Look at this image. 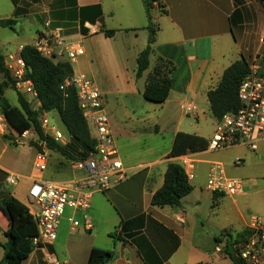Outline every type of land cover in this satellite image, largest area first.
Here are the masks:
<instances>
[{
    "label": "crops",
    "instance_id": "1",
    "mask_svg": "<svg viewBox=\"0 0 264 264\" xmlns=\"http://www.w3.org/2000/svg\"><path fill=\"white\" fill-rule=\"evenodd\" d=\"M160 3V9L151 7L162 17L149 68L136 79V59L145 48L148 37L142 0H18V7L25 9L26 13L17 17V23L26 19L31 22L35 29L32 41L41 32L50 33L60 28L65 40L82 45L84 54L70 62L72 71L85 73L95 83L103 96L123 166L127 173L139 172L106 191H91L90 207L85 212L92 223L89 231L71 232L67 218L72 216L81 221L84 214L66 209L60 218L54 242L33 250L22 264H46L47 252L53 253L61 264H86L94 247L113 253L107 264H233L225 248L220 253L214 250L220 243L225 242L227 246L231 237L233 241V237L246 229L251 221L247 220V208H240L237 202L249 196L246 190L252 182L256 183L255 180L238 178L243 180L245 191L237 196L208 191L213 205L225 200L234 204L232 212H235V219L230 220L228 215H224L220 224H216L207 216L206 227L200 222L202 203L199 196L203 191L190 199L194 192L191 191L181 199L180 206L157 207L152 206L150 200L162 186L168 164H180L181 156H167L175 134L185 132L208 140L216 129L215 126L208 135L197 132V128L193 132L183 129L184 118L188 116L183 110L184 105L191 103L195 107V120H199V116L204 118L210 113L207 93L217 86L224 70L241 57L248 63L260 60L264 50V0H160ZM95 7L100 10L97 18ZM81 9L87 10L81 13ZM13 11L14 6L10 9L9 18ZM80 22L87 30L85 34L81 32ZM89 26L95 29L90 30ZM101 28L114 30L115 34L106 37L100 32ZM31 42H22L16 48ZM156 57L167 59L174 66L170 92L162 103L150 102L142 96ZM261 73H264V68H261ZM7 89L16 93L13 88ZM10 133L13 136L11 140L0 134V200L12 196L28 206L27 199L23 202L15 195L13 188L17 184L6 183L9 173L16 175L17 181L20 176L24 177L28 181L27 191L38 178L62 183L81 176L72 168L73 160L38 141L35 144L40 150L30 145L34 150L31 169L21 174L19 156L11 152L9 146L23 147L24 144L16 146V133L12 128ZM64 135H68L67 131ZM164 136L167 140L162 148L161 145H139L140 140L154 141ZM236 147L253 153L254 156L250 157L253 160L264 159V141L258 142L256 151H249L244 146L213 151ZM37 151L48 156L47 168L42 173L33 167ZM208 152L212 151L186 155L190 158L193 173V178L188 179L191 186L199 172L205 170L208 174L212 162L220 163L226 172L222 161L203 158ZM244 158H236L232 165L238 168ZM67 162H70V168ZM2 220L0 234L4 244L8 222L5 217ZM206 228L218 230L219 236L215 237ZM1 245L0 242V260L3 256Z\"/></svg>",
    "mask_w": 264,
    "mask_h": 264
},
{
    "label": "built area",
    "instance_id": "2",
    "mask_svg": "<svg viewBox=\"0 0 264 264\" xmlns=\"http://www.w3.org/2000/svg\"><path fill=\"white\" fill-rule=\"evenodd\" d=\"M151 7L160 9L157 2H152ZM89 29L95 28L89 26ZM29 45L42 57L54 62H75L84 54L82 45L65 40L60 28H55L50 33H39ZM23 46L19 45L3 55L5 69L13 83V89L28 102L31 111L38 114L39 125L44 135L53 142L65 146L69 143L70 136L64 135L51 125L49 112L42 109L33 83L27 77L26 64L21 56ZM260 71L259 59L249 63V71L238 88L239 108L235 112L225 114L217 122L213 135L208 139L207 150L244 146L249 151H256L258 142L264 141V77H261ZM68 86H72L76 91L78 107L88 124L94 149L85 158L72 161V168L80 173V177L62 183L42 178L32 182L27 191L29 202L27 208L37 226V236L32 240L34 248L54 242L65 209L84 214L81 221L72 216L67 218L71 232L89 231L92 223L85 212L90 207L91 191H106L112 185L123 181L127 175L115 145L103 96L95 83L85 73H73L60 88ZM183 110L187 115L196 118L195 107L191 103L185 104ZM4 122L5 119L0 117V134L5 135L7 126ZM28 135L36 136V133L30 129L16 135L14 144L22 146L24 144L22 140ZM186 155L180 157L179 165L187 179H192L191 161ZM47 164L46 153L37 151L33 161L34 169L42 173L46 170ZM6 183L16 185L17 176L9 173ZM206 189L211 193L237 196L245 191V185L242 179L229 177L220 163L212 162L207 174ZM246 230L245 237L232 244L234 254L242 264H264V217L252 219ZM224 248L225 242L218 244L214 251L220 253ZM45 261L46 264H61L51 252L45 254Z\"/></svg>",
    "mask_w": 264,
    "mask_h": 264
},
{
    "label": "trees",
    "instance_id": "3",
    "mask_svg": "<svg viewBox=\"0 0 264 264\" xmlns=\"http://www.w3.org/2000/svg\"><path fill=\"white\" fill-rule=\"evenodd\" d=\"M14 6L13 14L10 18L0 19L1 28L14 30L17 24V17L26 13V10L18 7V0H11ZM147 19L146 31L148 33L145 48L138 54L136 59L135 77L139 79L149 68V58L152 54V47L155 42L157 27L153 25L150 15L151 3L157 2L161 7L160 0H142ZM95 18L100 16L98 7ZM87 9H81V13ZM80 29L83 34L86 29L80 22ZM106 37H112L114 30L100 29ZM21 56L26 64L27 77L32 81L38 99L47 112L55 111L61 123L65 127L70 142L65 146L59 145L44 135L38 121V114L31 111L28 102L18 93V105H11L5 98L4 92L7 88H13V83L4 65V56L0 51V112L16 135L33 129L37 136V141L59 153L61 156L72 161L85 158L94 149V141L91 138L87 122L82 116L78 107L76 91L72 86L61 89L64 81L73 74L71 65L66 61H57L42 57L29 44L24 45ZM260 66L264 68V50L260 56ZM173 63L162 57H156L152 69L149 71L142 96L145 100L154 103L164 102L169 95L172 85ZM249 71V63L241 57L228 66L217 84L208 91L207 101L212 117L218 122L225 114L235 112L239 108L237 98L238 88L242 79ZM264 77V73H261ZM6 140H10L7 136ZM38 150L39 147L32 143ZM208 140L195 134L177 132L174 136L172 147L168 153L169 158H176L190 153H198L207 150ZM192 186L182 167L177 163H169L163 177L162 186L152 195L150 204L152 206H180L181 199L190 194ZM0 212L8 222L5 231L6 242L1 245L3 256L0 264H22L34 250L32 240L37 236V226L28 212V208L16 198L9 196L0 200ZM247 234V230L237 233L231 237L230 250L228 244L225 248L233 264H242L232 250V244L242 240ZM112 237L114 234L111 235ZM219 241V238H216ZM113 257L111 251L92 248L89 252L86 264H107Z\"/></svg>",
    "mask_w": 264,
    "mask_h": 264
},
{
    "label": "rangeland",
    "instance_id": "4",
    "mask_svg": "<svg viewBox=\"0 0 264 264\" xmlns=\"http://www.w3.org/2000/svg\"><path fill=\"white\" fill-rule=\"evenodd\" d=\"M13 4L10 2V0H0V19L9 18V12L12 8ZM32 11V9H31ZM150 15L152 18L153 25L159 28L160 18L162 17L159 15L158 11L151 10ZM35 36V29L32 26L31 22L26 19L22 21L21 23H17L14 26V30H11L9 28H1L0 27V51L2 55H5L8 52L13 51L17 44H21L22 42H31L32 38ZM33 42V41H32ZM31 42V43H32ZM2 77L0 76V80ZM5 98L9 101V103L13 106L17 105V94L13 92L11 89H7L5 91ZM1 116V112H0ZM48 117L50 120L51 125H53L56 129L60 130L63 134L66 132L65 127L61 123L58 114L55 111H51L48 113ZM184 126L183 129L189 130V132H193L192 130H195L194 128H197V132L208 135L212 132V129L216 126L217 122L212 117L210 113L203 117L199 116V120H195L192 115H188L184 118ZM3 120V119H2ZM7 126L6 134L7 137L11 140L13 139V136H11L10 130L11 126L8 124V122L5 120L4 122ZM211 138V137H210ZM36 139V140H34ZM167 140V137L164 136L163 139H160L157 137L154 141H151L149 139L140 140L139 145H152L157 146L161 145L162 148ZM24 143L23 147H14L9 146L10 151L16 153L19 156L20 165L22 167V170L20 171L21 174H26L28 170L32 167V156L34 154V150L30 145L32 143H35L37 141V136H31L28 135L25 139L22 140ZM247 155L245 158L244 155ZM251 156H254L253 153L248 152L242 147H236L231 148L223 151H212L208 152L203 156V158L207 160H215V161H222L225 164L226 168V174L230 177H237V178H244V179H253L256 183L252 182L246 191L249 192V196L242 201L237 202V206L244 209L247 208V220H252L254 218L258 217H264V160L261 159H255L253 160L250 158ZM236 158H244L243 164L240 165L238 168L234 167L232 165V161H234ZM66 165L70 168V162H67ZM134 173H139L138 171H130L127 173L126 178L121 181L118 184L112 185V187H115L126 180L130 179ZM206 181H207V174L205 170H202L198 173L197 178L195 180H192V191L193 194L189 196L190 199L193 197H196L199 195V191H203L202 195L199 196L201 203H202V221L201 223L204 224V226H207V216L210 217V220L214 221L216 224H220L222 217L224 215H228L231 219H235V212H232L235 209V206L232 202H229L225 200L224 203L220 202L218 204L213 205L212 200L210 199L208 190L205 189L206 187ZM17 185L14 186L13 190L15 191V195L22 200L23 202H26V191L28 187V181L20 176V178L17 181ZM254 184V185H253ZM111 187V188H112ZM27 203H29L27 201ZM66 210V209H65ZM213 212V216H211V213ZM215 213H217L215 215ZM2 217L4 218L3 214L0 213V225L2 224L1 221ZM65 221V220H63ZM62 224L66 225L65 222ZM1 228V227H0ZM209 231H212L211 228H206ZM1 230V229H0ZM1 233V232H0ZM0 242L3 244V238H1L0 234ZM231 241L228 242V249L230 250ZM38 248H34V250H37Z\"/></svg>",
    "mask_w": 264,
    "mask_h": 264
},
{
    "label": "water",
    "instance_id": "5",
    "mask_svg": "<svg viewBox=\"0 0 264 264\" xmlns=\"http://www.w3.org/2000/svg\"><path fill=\"white\" fill-rule=\"evenodd\" d=\"M213 234H214L215 237H218L220 232L218 230H216V229H213Z\"/></svg>",
    "mask_w": 264,
    "mask_h": 264
}]
</instances>
